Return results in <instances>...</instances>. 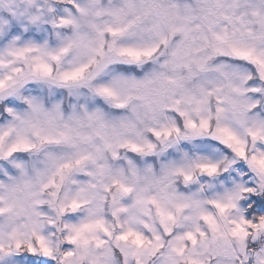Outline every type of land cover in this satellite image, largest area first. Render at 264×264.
Instances as JSON below:
<instances>
[{"label": "clouds", "instance_id": "1", "mask_svg": "<svg viewBox=\"0 0 264 264\" xmlns=\"http://www.w3.org/2000/svg\"><path fill=\"white\" fill-rule=\"evenodd\" d=\"M152 2L0 0V264H264V0Z\"/></svg>", "mask_w": 264, "mask_h": 264}, {"label": "snow or ice", "instance_id": "2", "mask_svg": "<svg viewBox=\"0 0 264 264\" xmlns=\"http://www.w3.org/2000/svg\"><path fill=\"white\" fill-rule=\"evenodd\" d=\"M130 10H134L136 8V5L134 3H130L128 5ZM143 15L148 16V15H153L157 18V21H165L167 20L169 17L175 15L174 13H172L170 11V9L158 2H155V0H153L152 3H150L149 5H147L146 8H142L141 9ZM119 14V13H116ZM226 19H228V17H225ZM109 32L113 33V35H115L117 32L121 31V29H112L109 28L108 29ZM171 31L173 33L177 32V31H184L183 27H176L174 25L171 26ZM218 39H223V37L217 36ZM155 49L154 48H134V47H127V48H122L120 50L121 55H124L128 58H130L131 60L134 61H140L143 58H147V57H151L154 53ZM232 52L240 58H243L245 60H250L254 63H258L262 66H264V60H262L259 56H257L256 54H254V50L251 48H248L246 46L243 45H234L232 46ZM102 91L107 94V95H113V93L111 92L110 89L105 88L102 89ZM0 211H2V209H0ZM44 251L47 253L48 249H44Z\"/></svg>", "mask_w": 264, "mask_h": 264}]
</instances>
